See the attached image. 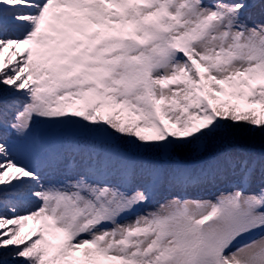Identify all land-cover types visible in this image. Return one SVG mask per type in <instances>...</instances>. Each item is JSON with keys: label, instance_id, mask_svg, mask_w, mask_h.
Listing matches in <instances>:
<instances>
[{"label": "snow or ice", "instance_id": "snow-or-ice-1", "mask_svg": "<svg viewBox=\"0 0 264 264\" xmlns=\"http://www.w3.org/2000/svg\"><path fill=\"white\" fill-rule=\"evenodd\" d=\"M0 264H264V0H0Z\"/></svg>", "mask_w": 264, "mask_h": 264}]
</instances>
